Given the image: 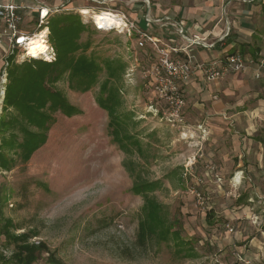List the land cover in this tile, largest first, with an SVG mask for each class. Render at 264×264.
<instances>
[{"label":"rangeland","instance_id":"1","mask_svg":"<svg viewBox=\"0 0 264 264\" xmlns=\"http://www.w3.org/2000/svg\"><path fill=\"white\" fill-rule=\"evenodd\" d=\"M33 1L29 4L47 2L59 6L52 14L78 12L82 20L89 23V29L81 36L82 42L89 41L85 52L100 64L101 69L98 71L99 81L85 92L71 88L67 74L55 83L71 103L82 109V113L66 116L57 112L47 142L27 161L21 159L20 149L1 146V120L7 114L2 110L0 152L7 159H12L9 167L0 165L3 210L0 218V264H14L12 255L18 243L10 241L5 234L9 222L12 225L8 227L15 234L27 233L25 242L46 244L48 251L42 252L32 264H52L48 259L52 252L62 264H232L235 255L234 246L228 243L231 238L236 239L238 250L246 249L244 252L249 254L251 264H264V248H261L264 245V168L256 163V149L261 147V142L264 144V123L256 124L255 131H251L250 137L258 142L251 139L242 143L241 150L245 152L248 148L251 153L255 152V157H249L247 162L252 166L236 171L238 168L234 164L239 157L235 154L240 148H236L239 139L235 137L234 140L231 135V124L219 120V116L224 115L217 110L208 115L209 101L190 91L184 92V120L171 122L164 114L167 110L165 101L153 92L152 87L161 50L149 43L140 46L137 31L128 32L124 23L125 14L130 21L131 17L135 19L132 21L137 27L154 35L160 30L154 28V22L146 21V17L154 20L155 16H161L156 15L155 8L181 16L182 13L177 11L179 6L185 9L181 11L185 14L189 5L204 3L205 0ZM236 1L241 5L245 3V0ZM261 2L254 3L253 12L257 19L255 25L262 32L257 44L264 48V9ZM98 13L120 18L122 28H101L93 19ZM28 24L23 23L22 27L27 29L29 26V31L36 32V22ZM189 38H194L189 40L192 53L198 50H193V46L214 44L211 36L193 35ZM162 48L171 50V46L163 43L160 45ZM249 50L243 48L241 53L246 58L248 56V62L252 57L256 61L259 57L256 48L251 49L253 55ZM171 52L173 56L182 51L177 48ZM185 56L187 58L188 55ZM261 58L258 59L264 64V57ZM107 60L113 61L118 71V63L124 64L122 75L108 84L120 87L124 100L121 110L135 113L138 121L136 130L149 154L145 162L138 154H126L114 142L108 127V113L96 103L99 88L108 78ZM4 61L1 51L0 70ZM201 64L205 65L200 62L198 66ZM186 81L177 80L180 86H184ZM236 87H233L236 89L233 93L226 94L228 99L225 100L237 102L245 100L248 95L247 101L254 102L253 96L261 87L260 96L264 97V86L259 84H251L246 89ZM226 111L229 116L235 109ZM247 116H241L239 123L231 126L236 131L244 130ZM208 120L212 124L210 127ZM6 135H10L9 130ZM214 136L215 141L212 140ZM211 141L215 144L210 145ZM248 144H252L251 149ZM215 152L233 155L235 159L230 157L227 168L221 171L218 166L222 162H217ZM127 157L144 164L141 169L143 176L163 181V187L154 195L168 205L172 214L181 218L183 236L199 241L196 254L189 257L178 255L173 242L147 246L138 242L144 199L131 192L133 177L123 164ZM215 164L217 167L213 170ZM239 172L241 178L236 180ZM193 190L201 192L204 198L198 200ZM210 210L214 213L212 224L207 216ZM230 226H233V231L229 230ZM253 236L259 245H250ZM211 240L215 246L211 245Z\"/></svg>","mask_w":264,"mask_h":264},{"label":"trees","instance_id":"2","mask_svg":"<svg viewBox=\"0 0 264 264\" xmlns=\"http://www.w3.org/2000/svg\"><path fill=\"white\" fill-rule=\"evenodd\" d=\"M88 24L82 20L78 12L52 14L47 25L48 39L56 50V58L45 60L36 57L21 62L15 61L13 56L8 58L3 108L7 114L1 120L3 132L1 146L11 150L20 149L18 151L21 159L25 161L47 142L49 131L56 122L57 112L66 116L82 113V109L71 103L55 83L67 74L70 87L85 92L99 81L98 71L101 66L85 52L89 47V41H81L82 33L89 29ZM117 66H120V71L114 66L113 61H106L108 78L100 86L95 100L98 106L108 113V127L114 142L126 154H138L145 162L149 154L136 130L138 121L135 120V113L131 110H121L124 105L121 89L108 84L122 75L124 64L118 63ZM8 130L9 136L6 135ZM11 159H7L0 152V165L9 167ZM123 164L133 177L131 192L144 199L138 242L144 246L150 243L173 242L172 245L178 255L189 257L196 254L195 248L199 241L183 236L181 218L176 217L175 213L173 215L168 205L154 195L156 190L163 187V181L143 176L141 169L144 164L132 157L125 158ZM2 212L0 198V218ZM207 216L212 224L213 211L210 210ZM11 225L12 222L6 225L5 234L10 241L18 243L12 255L14 264H32L42 252L48 251L43 242L41 244L25 242L27 233L17 235L8 227ZM48 259L52 264H62L54 252L50 253Z\"/></svg>","mask_w":264,"mask_h":264},{"label":"crops","instance_id":"3","mask_svg":"<svg viewBox=\"0 0 264 264\" xmlns=\"http://www.w3.org/2000/svg\"><path fill=\"white\" fill-rule=\"evenodd\" d=\"M30 1L31 0H16V2L24 3H31ZM257 1L258 3L261 2V0H248L241 5V2H237L236 0H227L226 2L225 0H205L204 3L189 5L186 8L185 14L183 13L185 9L182 8V6H179V9L177 11H179V13H182L181 16H178V14H173L171 12H166L161 8H155L156 15L161 16H155L154 20L161 19V21H154V24H156L154 28L157 27V31L160 30L158 31V33H154V36H157L160 39L164 40V43H166L168 46H171L173 48L177 47L178 49H180V51H182L180 52L181 54H173V57L185 59V55H187V53L193 56L191 76L183 86L184 92H194L197 95L205 98L207 101H209L207 102V105L209 106V109L207 111L208 115L209 113H212V110H217L224 115L223 117L219 116L218 119L221 121H226L231 125L238 124L241 116H244L245 114L248 115L245 120L246 123L244 124V126H246L244 128L245 132L243 129L236 131L235 128L230 125V130L232 131L231 135L233 136L234 140L235 137L239 139L236 148L238 147L240 149L235 154V156H238L239 159L237 164H234V166L238 168L236 171H241L242 168H246L249 165L252 166V164H247V162L249 161V157H255V152L251 153L248 148L247 150H245V152L241 150V148L243 147L242 143L243 141L247 142L251 139L256 141L253 137H250L251 131H255L256 124L262 125L264 123V97L260 96V92L263 89L262 87L260 91L255 92L256 94L253 97L256 100H254V102L247 101V99L249 98L248 95L245 96V100H240L237 102H229L228 100H225L227 98L226 94L233 93L236 90L233 88L235 86H237L236 88H240L238 86H242L244 89L249 87L251 84H259L260 86H264V64H261L262 61L260 62V60L262 59L261 57H264V48L260 46V44H257L259 37L262 35V32L258 30L259 26L255 25L257 19H255L256 13L253 12L254 3ZM33 2H36V0ZM261 3V8L264 9V0H262ZM47 5L52 9H56L59 7L57 5H51L49 3H47ZM36 15L37 14L35 12L27 15L25 17L24 24L29 25L28 23L31 24L32 22H35L34 19ZM131 19L135 20L132 17ZM26 21L30 22L27 23ZM28 27L26 30H28ZM181 27L185 31L184 35H181L179 32V29ZM143 29L146 30L145 28ZM193 35H201L203 37L211 36V39H214V44L213 46H193V50L195 48L198 50L197 52L192 53V50L189 47L190 42L186 38V36L190 37ZM252 47L256 48V55H258L259 57H257L256 61L252 57L250 59L251 62L247 63L248 65L244 71L230 72L217 80H208L204 76L202 69L198 66L200 62L207 63L215 59H220L226 53L234 52L236 49L241 52L243 48H249V52H251L253 55V50H251ZM179 55L182 57H179ZM258 72L261 73L259 77H257ZM213 97H215L216 100H213ZM228 108L235 109L234 112H230L229 116H227L228 113L226 111V109ZM210 118L212 119V117ZM207 125L209 127L210 125H212L210 120H208ZM211 131L212 130L210 128V132ZM212 140L215 141L216 136H214ZM213 141H211V143L209 144H215V142ZM260 145L261 147L259 148L258 146V148L256 149L258 155V162L256 163H258L259 167L264 168V144L261 142ZM251 146L252 144H248V147H250V149L252 148ZM217 152L214 153L215 158L217 162H222L219 163L218 169L220 167V170L223 171L224 168H227L230 157H233V155H219ZM219 157H221V160L219 159ZM208 166L209 165H207V168ZM216 167L217 165L215 164L213 170L216 169ZM240 178L241 176L239 172L235 179L239 180ZM226 239H229V237ZM256 240L257 238L253 236L250 240V245H259L255 242ZM210 242L212 246H215L214 241L211 240ZM228 243L232 246L237 245L236 239L232 240V238ZM261 248H264L263 244ZM221 249L223 248H220V250ZM220 263H223V261L220 260Z\"/></svg>","mask_w":264,"mask_h":264},{"label":"built area","instance_id":"4","mask_svg":"<svg viewBox=\"0 0 264 264\" xmlns=\"http://www.w3.org/2000/svg\"><path fill=\"white\" fill-rule=\"evenodd\" d=\"M248 1V0H245ZM150 7V6H149ZM56 9H52L46 3L40 2L35 4H29L24 2H16V0H0V51H3L5 61L3 67L0 70V114L4 108V98L7 84V65L8 58L13 56L15 61L21 62L25 59L42 58L45 60H54L56 58V50L51 45L48 39V21L52 12ZM47 11V12H45ZM35 12V22L37 24V30L29 31L22 27L24 18ZM126 21L124 22L128 27V32L133 30L137 31L140 40L139 45L144 46L149 43L150 46L155 47L157 50H161L160 64L156 68V80L153 87V92L165 101L166 111L165 116L173 123L184 120L183 109L185 106V95L183 86H180L177 80L186 81L191 76L192 60L193 56L187 53V58L181 59L172 56V50L177 51V48L171 47V50L160 49V45H167L159 37L149 34L147 30H143L136 26V23L128 19L125 14ZM146 21L159 22L161 19H150L146 17ZM129 24V25H128ZM132 29V30H130ZM33 32V33H32ZM181 35L185 34L184 29H179ZM39 33H44V50H31L30 42L31 38ZM188 40H193L186 36ZM205 38V37H204ZM196 41V40H195ZM160 43V44H159ZM205 45V44H202ZM207 44L205 46H211ZM213 46V45H212ZM248 59L240 51L228 52L222 58L215 59L211 62L203 63L199 67L204 70L208 80L219 79L222 76L230 72L244 71L247 67ZM263 64V63H261ZM260 73H257L259 76ZM3 107V108H2ZM206 134V129L203 130ZM214 168V167H213ZM198 200L203 199L201 192L193 190ZM230 231H233V226L229 227ZM245 248L238 250L236 245L234 246V259L232 264H251V259L248 257Z\"/></svg>","mask_w":264,"mask_h":264},{"label":"bare ground","instance_id":"5","mask_svg":"<svg viewBox=\"0 0 264 264\" xmlns=\"http://www.w3.org/2000/svg\"><path fill=\"white\" fill-rule=\"evenodd\" d=\"M93 19L96 22V24H98L101 28H117L123 25L122 20L120 18H117L114 15L107 13H98L93 17ZM43 38H44V33L42 35L37 34L33 36L30 42V46H31L30 49L34 51L44 50L45 44Z\"/></svg>","mask_w":264,"mask_h":264}]
</instances>
